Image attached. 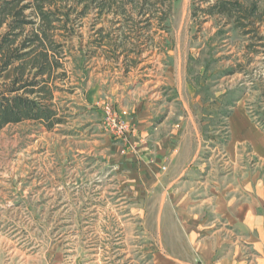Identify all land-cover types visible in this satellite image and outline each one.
<instances>
[{
  "label": "rangeland",
  "instance_id": "obj_1",
  "mask_svg": "<svg viewBox=\"0 0 264 264\" xmlns=\"http://www.w3.org/2000/svg\"><path fill=\"white\" fill-rule=\"evenodd\" d=\"M136 1V9H92L75 26L69 45L77 52L66 65L75 89L57 94L69 108L64 125L48 131L26 121L0 131V264L192 259L191 252L161 251V244L174 246L172 212L158 188L138 181L126 157L130 108L140 101L151 100L174 122L188 112L196 118L198 158L214 182L237 165L264 179L252 146L232 143L255 134L264 141V47L247 56L236 31L204 15L209 0ZM98 29L103 46L94 47L103 37ZM107 110L127 113L125 141L106 130Z\"/></svg>",
  "mask_w": 264,
  "mask_h": 264
},
{
  "label": "crops",
  "instance_id": "obj_2",
  "mask_svg": "<svg viewBox=\"0 0 264 264\" xmlns=\"http://www.w3.org/2000/svg\"><path fill=\"white\" fill-rule=\"evenodd\" d=\"M130 110L134 130L126 157L132 171L140 173L138 181L162 192L177 229L173 248L161 244L160 249L193 253L191 260L162 255L157 263L264 264L261 172L248 174L237 165V170L226 172L221 182H214L212 169L203 159L199 161L201 134L190 112L174 122L170 112L159 116L160 108L151 100L140 101ZM261 140L260 134L253 138L243 135L232 143L248 142L262 165Z\"/></svg>",
  "mask_w": 264,
  "mask_h": 264
},
{
  "label": "trees",
  "instance_id": "obj_3",
  "mask_svg": "<svg viewBox=\"0 0 264 264\" xmlns=\"http://www.w3.org/2000/svg\"><path fill=\"white\" fill-rule=\"evenodd\" d=\"M262 0H209L204 15L217 18L220 28L236 31L245 41L246 55L263 46L259 25H264ZM136 0H0V131L26 121L51 131L66 123L69 110L58 95L73 94L66 65L77 50L70 47L75 26L97 10L98 15L138 5ZM80 8V11L78 10ZM78 14L71 18V14ZM103 36L93 46H103ZM109 38V33L105 34ZM110 46V40L106 42ZM118 46H115L117 48ZM114 53V49H112ZM10 78L3 80L7 71ZM58 94V95H57ZM64 102V104L62 103Z\"/></svg>",
  "mask_w": 264,
  "mask_h": 264
},
{
  "label": "built area",
  "instance_id": "obj_4",
  "mask_svg": "<svg viewBox=\"0 0 264 264\" xmlns=\"http://www.w3.org/2000/svg\"><path fill=\"white\" fill-rule=\"evenodd\" d=\"M106 130L115 138L126 140L130 131V125L127 121V113L125 111L107 110ZM164 169V168H163Z\"/></svg>",
  "mask_w": 264,
  "mask_h": 264
}]
</instances>
